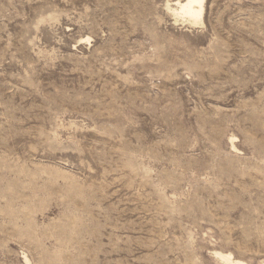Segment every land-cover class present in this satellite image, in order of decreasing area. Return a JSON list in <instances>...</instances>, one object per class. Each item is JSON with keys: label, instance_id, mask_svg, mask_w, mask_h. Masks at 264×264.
<instances>
[{"label": "rangeland", "instance_id": "obj_1", "mask_svg": "<svg viewBox=\"0 0 264 264\" xmlns=\"http://www.w3.org/2000/svg\"><path fill=\"white\" fill-rule=\"evenodd\" d=\"M177 1L0 0V264H264V0Z\"/></svg>", "mask_w": 264, "mask_h": 264}, {"label": "bare ground", "instance_id": "obj_2", "mask_svg": "<svg viewBox=\"0 0 264 264\" xmlns=\"http://www.w3.org/2000/svg\"><path fill=\"white\" fill-rule=\"evenodd\" d=\"M205 0H178L176 14L191 22L197 23L201 20L204 10ZM226 264H245L244 262L234 259L232 254L215 251ZM26 258V257H25Z\"/></svg>", "mask_w": 264, "mask_h": 264}]
</instances>
